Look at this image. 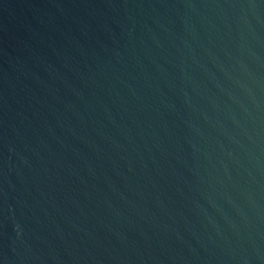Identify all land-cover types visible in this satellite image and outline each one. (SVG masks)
Listing matches in <instances>:
<instances>
[{
    "label": "water",
    "instance_id": "95a60500",
    "mask_svg": "<svg viewBox=\"0 0 264 264\" xmlns=\"http://www.w3.org/2000/svg\"><path fill=\"white\" fill-rule=\"evenodd\" d=\"M0 264H264V0H0Z\"/></svg>",
    "mask_w": 264,
    "mask_h": 264
}]
</instances>
